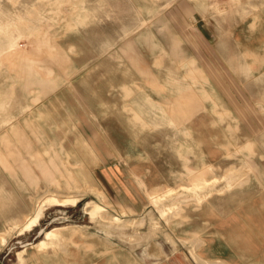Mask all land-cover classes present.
<instances>
[{"label":"rangeland","instance_id":"374dc122","mask_svg":"<svg viewBox=\"0 0 264 264\" xmlns=\"http://www.w3.org/2000/svg\"><path fill=\"white\" fill-rule=\"evenodd\" d=\"M0 264H264V0H0Z\"/></svg>","mask_w":264,"mask_h":264},{"label":"bare ground","instance_id":"6f19581e","mask_svg":"<svg viewBox=\"0 0 264 264\" xmlns=\"http://www.w3.org/2000/svg\"><path fill=\"white\" fill-rule=\"evenodd\" d=\"M54 197H56V196H54ZM71 197V196H70ZM48 199V198H47ZM76 201V196L75 197H71V198H68V197H66L65 199H64V202L66 203L67 201ZM63 202V201H62ZM156 202V201H155ZM99 208H101V207H99L98 205H96V207H95V209L93 210V211H91L92 213H94V212H96L97 211V209L99 210ZM92 215V214H91ZM95 215H97V214H95ZM95 217V216H94ZM97 217H98V215H97ZM60 234V233H59ZM53 235H55V233H50L49 234V236H53ZM61 235V234H60ZM61 238V237H60ZM57 239V238H56ZM64 241V240H63ZM45 244H49V243H46V242H44V243H41V246H45Z\"/></svg>","mask_w":264,"mask_h":264}]
</instances>
